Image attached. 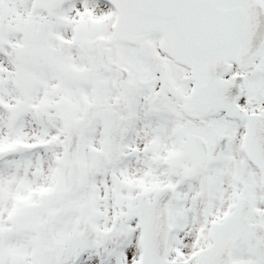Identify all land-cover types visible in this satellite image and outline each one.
Returning <instances> with one entry per match:
<instances>
[{
    "label": "snow or ice",
    "instance_id": "snow-or-ice-1",
    "mask_svg": "<svg viewBox=\"0 0 264 264\" xmlns=\"http://www.w3.org/2000/svg\"><path fill=\"white\" fill-rule=\"evenodd\" d=\"M0 264H264V0H0Z\"/></svg>",
    "mask_w": 264,
    "mask_h": 264
}]
</instances>
